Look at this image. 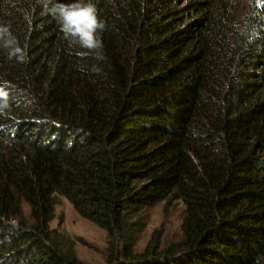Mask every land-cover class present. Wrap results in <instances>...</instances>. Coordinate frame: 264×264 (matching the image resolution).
Segmentation results:
<instances>
[{"label": "trees", "instance_id": "1", "mask_svg": "<svg viewBox=\"0 0 264 264\" xmlns=\"http://www.w3.org/2000/svg\"><path fill=\"white\" fill-rule=\"evenodd\" d=\"M234 1L90 0L89 53L48 0H0L27 53L0 46V264H88L51 226L62 199L119 237L115 264H264V0ZM173 199L181 238L135 252Z\"/></svg>", "mask_w": 264, "mask_h": 264}, {"label": "rangeland", "instance_id": "2", "mask_svg": "<svg viewBox=\"0 0 264 264\" xmlns=\"http://www.w3.org/2000/svg\"><path fill=\"white\" fill-rule=\"evenodd\" d=\"M251 0H235L233 7L242 12ZM28 213V207H25ZM185 206L180 200H168L153 207L145 221V228L140 233L135 252L141 253L150 242H161L163 246L178 241L182 236L181 226ZM51 226L68 234L76 242L78 257L88 264H115L109 262L121 255L123 245L118 236L111 237L100 226L83 218L66 199L57 207L56 218ZM159 238V240L157 239Z\"/></svg>", "mask_w": 264, "mask_h": 264}, {"label": "clouds", "instance_id": "3", "mask_svg": "<svg viewBox=\"0 0 264 264\" xmlns=\"http://www.w3.org/2000/svg\"><path fill=\"white\" fill-rule=\"evenodd\" d=\"M48 0L45 8L60 24V31L70 44L78 45L89 53H98L103 48V41L100 33L106 28V23L98 16L96 6L83 0H75L72 3H61L56 0L48 7ZM0 46L8 50V57L19 63L27 60V53L19 45L18 40L10 31L9 26L0 25ZM8 92L0 87V111L7 107Z\"/></svg>", "mask_w": 264, "mask_h": 264}]
</instances>
